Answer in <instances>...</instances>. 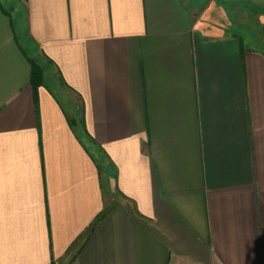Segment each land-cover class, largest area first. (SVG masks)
Segmentation results:
<instances>
[{
    "label": "crops",
    "instance_id": "1",
    "mask_svg": "<svg viewBox=\"0 0 264 264\" xmlns=\"http://www.w3.org/2000/svg\"><path fill=\"white\" fill-rule=\"evenodd\" d=\"M4 2L0 264H264V0Z\"/></svg>",
    "mask_w": 264,
    "mask_h": 264
},
{
    "label": "rangeland",
    "instance_id": "2",
    "mask_svg": "<svg viewBox=\"0 0 264 264\" xmlns=\"http://www.w3.org/2000/svg\"><path fill=\"white\" fill-rule=\"evenodd\" d=\"M0 1H2L3 4H4L5 6H7V4L4 2V0H0ZM251 30H254V26H252V24L247 23V22L244 24L243 27L240 28V33L242 34V36H243V41H244L245 43H246V42L249 43V41H250L251 38H252ZM42 65H43V67H44V69H45V70H44V80H46V83L49 84L47 80L49 79V77L51 78V70L49 69V66L45 63L44 60H42ZM58 92H59V94L61 95V97H63V93L61 92V90L58 89ZM63 100H64V103H65V99H64V98H63ZM65 104H67V103H65Z\"/></svg>",
    "mask_w": 264,
    "mask_h": 264
},
{
    "label": "trees",
    "instance_id": "3",
    "mask_svg": "<svg viewBox=\"0 0 264 264\" xmlns=\"http://www.w3.org/2000/svg\"><path fill=\"white\" fill-rule=\"evenodd\" d=\"M31 84L32 85H37L44 80V67L41 63L31 60ZM103 216V214H99L98 217L96 218V223L99 221V219Z\"/></svg>",
    "mask_w": 264,
    "mask_h": 264
}]
</instances>
